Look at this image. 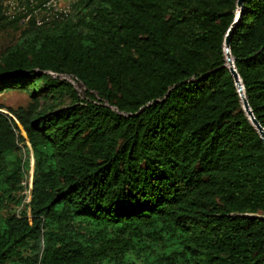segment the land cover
<instances>
[{"label":"trees","instance_id":"trees-1","mask_svg":"<svg viewBox=\"0 0 264 264\" xmlns=\"http://www.w3.org/2000/svg\"><path fill=\"white\" fill-rule=\"evenodd\" d=\"M20 18L0 0V32ZM29 23L0 55V94L30 100L0 112V264H264V143L225 55L234 25L264 130V0H78Z\"/></svg>","mask_w":264,"mask_h":264},{"label":"rangeland","instance_id":"rangeland-1","mask_svg":"<svg viewBox=\"0 0 264 264\" xmlns=\"http://www.w3.org/2000/svg\"><path fill=\"white\" fill-rule=\"evenodd\" d=\"M8 0H5L7 2ZM64 4H62V7ZM61 7V8H62ZM19 8V7H18ZM16 8V10L18 9ZM13 10L12 12L16 11ZM36 17L33 20L35 27H42V26H49L54 22L48 23V19H51V14L49 11L40 12L35 15ZM9 20V19H8ZM47 21V22H46ZM30 25L29 22H17L15 26L8 27L2 32H0V55L10 46L17 43L20 38L21 32L28 28ZM58 78L60 80L66 81L69 83L75 90L78 92L79 96L82 98L84 93V88L69 74L59 75ZM30 102L29 96L25 91L19 90H6L0 94V107L6 112L8 108L16 109L17 107H26ZM9 113V112H8ZM23 136L24 133H22ZM28 145V144H27ZM26 157V156H25ZM29 168L25 171L23 176V181H31L32 182V174H33V158L30 153L29 157ZM23 189L21 190L20 196L22 197V203L20 207H15L14 212L17 213L21 208H27L29 200L27 199L26 195L23 194Z\"/></svg>","mask_w":264,"mask_h":264},{"label":"built area","instance_id":"built-area-1","mask_svg":"<svg viewBox=\"0 0 264 264\" xmlns=\"http://www.w3.org/2000/svg\"><path fill=\"white\" fill-rule=\"evenodd\" d=\"M77 1L78 0H8L5 2V0H2V5L4 8V15L9 20L20 16V22H29L36 17L35 15L37 13H46V11H49L52 16L51 19H48V23H50L67 19L72 14L73 5ZM62 4H64L63 7ZM16 8L18 9L16 10ZM13 10L16 11L12 12ZM0 112L14 119L10 113L4 111L2 108H0ZM27 144L28 143H26V145ZM27 147L29 148V144ZM21 186L23 194L26 195L27 199L30 201L32 182L27 181L26 183V181L22 180Z\"/></svg>","mask_w":264,"mask_h":264},{"label":"water","instance_id":"water-1","mask_svg":"<svg viewBox=\"0 0 264 264\" xmlns=\"http://www.w3.org/2000/svg\"><path fill=\"white\" fill-rule=\"evenodd\" d=\"M242 5V0H237V7L240 8ZM239 16V15H238ZM234 25H232V27L229 29L228 34L226 36L225 39V55H226V65L228 67V70L230 72V74L232 75L233 79H234V83L235 86L237 88V92L239 94V97L241 99L242 105H243V109L246 112L247 116L249 117L251 123L254 125V127L256 128V130L258 131L262 142L264 143V130L262 129V127H260V125L257 123V121L254 119L251 110L248 107V103L246 101V98L244 96V91H243V87L242 84L240 82V79L238 77V74L236 73V70L234 69V65H233V61L230 57V53H229V37L232 33Z\"/></svg>","mask_w":264,"mask_h":264}]
</instances>
